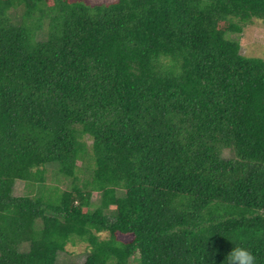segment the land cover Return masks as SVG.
I'll list each match as a JSON object with an SVG mask.
<instances>
[{
  "label": "trees",
  "instance_id": "trees-1",
  "mask_svg": "<svg viewBox=\"0 0 264 264\" xmlns=\"http://www.w3.org/2000/svg\"><path fill=\"white\" fill-rule=\"evenodd\" d=\"M254 18L264 0H0V264H78L79 241L82 264H264Z\"/></svg>",
  "mask_w": 264,
  "mask_h": 264
},
{
  "label": "rangeland",
  "instance_id": "rangeland-1",
  "mask_svg": "<svg viewBox=\"0 0 264 264\" xmlns=\"http://www.w3.org/2000/svg\"><path fill=\"white\" fill-rule=\"evenodd\" d=\"M82 1L95 4V3L111 2L114 0H82ZM236 36L239 38L242 54L260 56L264 58V22L262 20L254 18L248 25L245 26L243 33H241L240 35L237 34ZM223 155L224 157H231L232 152L230 151V149H225ZM52 170H54V168L49 167L50 173ZM53 183H54L53 185L59 184L58 180L54 181ZM63 184L64 185L61 186V188L68 185V182L65 181ZM27 193L32 195L35 194V192L32 191L30 186L28 187L21 180L17 181L15 184V194L24 195ZM98 200H99V194L95 193L93 195V201L97 202ZM112 208H114V206H112ZM106 235H107L106 232H103L101 234V236L103 237H105ZM87 253H88V249L86 243L80 241L77 242L76 244L70 243L67 246L66 251L59 253L58 261L61 263L72 261L78 264H82L86 259Z\"/></svg>",
  "mask_w": 264,
  "mask_h": 264
}]
</instances>
